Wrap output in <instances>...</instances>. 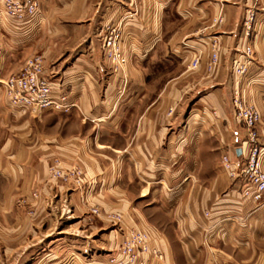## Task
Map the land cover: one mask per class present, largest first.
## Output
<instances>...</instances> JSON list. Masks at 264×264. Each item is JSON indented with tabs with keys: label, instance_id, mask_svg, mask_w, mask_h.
Wrapping results in <instances>:
<instances>
[{
	"label": "crops",
	"instance_id": "0c3cea01",
	"mask_svg": "<svg viewBox=\"0 0 264 264\" xmlns=\"http://www.w3.org/2000/svg\"><path fill=\"white\" fill-rule=\"evenodd\" d=\"M40 5L18 21L0 0V264L37 254L33 264H85L87 256L107 264L123 235L106 214L148 233L164 264H264V204L244 197L247 184L221 165L226 154L239 165L247 156L237 98L260 112L264 165V0ZM118 26L124 72L102 44ZM213 40L220 59L209 73ZM247 48L249 71L238 77ZM35 55L46 59L52 98L76 105L70 113L12 105L5 81ZM56 159L83 173L80 190L49 181ZM36 189L43 199L31 198Z\"/></svg>",
	"mask_w": 264,
	"mask_h": 264
},
{
	"label": "built area",
	"instance_id": "2783aa9c",
	"mask_svg": "<svg viewBox=\"0 0 264 264\" xmlns=\"http://www.w3.org/2000/svg\"><path fill=\"white\" fill-rule=\"evenodd\" d=\"M133 2V0H123ZM5 15L13 20L24 21L37 16L41 12L40 0H2ZM264 12V7H263ZM132 17L129 15L127 18ZM257 19L256 8H252L244 22L245 36L251 37ZM221 22V19H219ZM123 32L120 26L108 27L102 37L106 59L119 69H125L127 61L122 51ZM211 54L207 64L209 73H213L220 59V43L213 40L210 45ZM245 60L236 68V75L243 77L248 74L253 50L246 49ZM200 57H195L190 65L191 70L197 69ZM47 63L42 55H35L25 62L18 73L5 81V88L13 106L32 107L41 110L68 112L74 107L67 95L59 99L52 98V80L46 73ZM236 115L249 131L246 141L247 156L242 165L232 159L230 154L223 156L221 165L232 179H241L247 184L244 197L252 198L259 204H264V165L262 161L263 146L258 142L256 128L260 122V112L254 107L244 104L238 98L235 100ZM51 181L61 185H70L74 190H80L84 185L82 172L77 167L65 168L61 160L56 159L49 170ZM40 190L33 191L31 198L40 199ZM20 205H26L22 200ZM94 216L101 214L97 208H90ZM30 216L34 211L29 212ZM109 220L115 221L123 235L122 243L108 257L107 264H164L162 252L151 246L150 235L138 230H123L122 217L117 214L108 215ZM85 264H97L93 256H87Z\"/></svg>",
	"mask_w": 264,
	"mask_h": 264
},
{
	"label": "rangeland",
	"instance_id": "374dc122",
	"mask_svg": "<svg viewBox=\"0 0 264 264\" xmlns=\"http://www.w3.org/2000/svg\"><path fill=\"white\" fill-rule=\"evenodd\" d=\"M219 21V20H218ZM220 22V21H219ZM245 22V21H244ZM127 61V60H126ZM112 67H113V65H112ZM126 68H127V66H126ZM126 68L125 69H119V68H117V67H113V69H114V71H122V72H124V71H126ZM68 96V95H67ZM74 104V103H73ZM76 105L74 104V107H75ZM73 107V108H74ZM72 108V109H73ZM72 109L71 110H69L68 112H65V113H70L71 111H72ZM55 162V161H54ZM83 174V173H82ZM83 179H84V175H83ZM49 181H51L50 180V178H49ZM51 182H54V181H51ZM85 182V181H84ZM39 190V189H38ZM40 192V194H41V196H40V199L39 200H41V199H43V193H42V191L40 190L39 191ZM92 208V207H91ZM94 208H97V209H99L98 207H94ZM100 210V209H99ZM90 215H92L91 214V212H90ZM107 215V219L109 220V218H108V215H111V214H106ZM117 215H119V214H117ZM92 216H94V215H92ZM98 217V216H97ZM112 221V220H111ZM123 223V222H122ZM113 224H114V226H116V228H118L119 229V226L115 223V221H113ZM119 231H120V229H119ZM37 247H40L39 246V244H38V246H35V248H37ZM37 257H38V254L37 255H34L33 257H32V259H30L31 257H29L26 261L25 260H23L22 258H18L17 259V264H33L34 262H35V260L37 259Z\"/></svg>",
	"mask_w": 264,
	"mask_h": 264
}]
</instances>
